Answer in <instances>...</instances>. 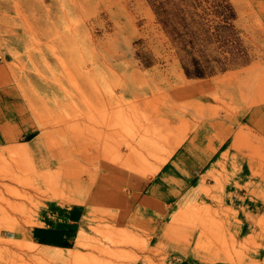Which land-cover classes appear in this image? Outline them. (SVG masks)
Listing matches in <instances>:
<instances>
[{"label":"rangeland","instance_id":"374dc122","mask_svg":"<svg viewBox=\"0 0 264 264\" xmlns=\"http://www.w3.org/2000/svg\"><path fill=\"white\" fill-rule=\"evenodd\" d=\"M15 34L30 60L12 66L48 86L33 111L49 155L44 167L0 152V233H14L0 234V264H264V188L258 215L247 214L256 229L239 235L220 173H190L200 178L191 195H178V173L162 203L149 198L206 121L238 127L239 146L264 165V125L242 123L248 108L264 117V0H0V36ZM46 200L82 206L73 247L28 234ZM151 203L158 222L142 214Z\"/></svg>","mask_w":264,"mask_h":264},{"label":"crops","instance_id":"0c3cea01","mask_svg":"<svg viewBox=\"0 0 264 264\" xmlns=\"http://www.w3.org/2000/svg\"><path fill=\"white\" fill-rule=\"evenodd\" d=\"M27 44L29 41L18 34L0 36V152L7 154L9 150L18 149L23 151V155L37 157L36 161L39 166L45 167L49 153L42 143L46 134L36 120L33 108L36 106L41 108V99L45 100L48 86L42 78V73L35 72L30 66L22 68L12 66L15 59H22L29 63L30 52L26 50ZM14 54L19 55L15 57ZM262 107L264 108V105ZM221 123L223 126L217 131H212V122L200 123L198 129L185 138L162 165L152 183V188L159 196H149V198H155L157 205L162 203L164 197L177 188L173 185L172 179L179 180L178 173H184L182 182L185 184L182 189L178 190V195L181 193L191 195L192 190L198 186L200 178L192 182L190 173L198 172L200 176L208 172L218 175L220 173L222 183L218 185L221 190L217 191V195L221 198L223 205L229 206L232 211L242 216L240 224L228 225L231 228L234 227L239 235L242 230L256 229V225L254 226L247 214L258 215L256 205L261 204L262 199L256 196L255 191L261 187L264 188V175L256 176L253 173L261 171L264 174V165L256 164L254 160L251 161L250 154L239 146L236 137L238 127H229L226 119ZM242 123L254 131L256 124L264 125V117L258 116L256 119L255 108H248L246 121ZM205 184L216 183L208 180ZM143 197L138 204L143 203ZM150 205V209L142 214L158 222L154 209L159 208H155L152 203ZM81 207L77 203L64 206L57 200L44 201L39 207L36 218L38 222L30 227L28 234L36 243L44 245L43 247H47L46 245L62 248L73 247L70 243L76 235ZM230 216L234 217L235 214L230 213ZM154 228L156 231L157 226ZM0 234L14 235L10 232ZM263 258L264 256H261L258 259ZM182 264L203 263H197L189 255L188 259L184 258Z\"/></svg>","mask_w":264,"mask_h":264},{"label":"bare ground","instance_id":"6f19581e","mask_svg":"<svg viewBox=\"0 0 264 264\" xmlns=\"http://www.w3.org/2000/svg\"><path fill=\"white\" fill-rule=\"evenodd\" d=\"M138 74H139V73H138ZM140 77H141V75H140ZM145 77H146V76H145ZM141 78H142V77H141ZM141 78H140V79H141ZM155 78H156V77H155ZM151 79H152V78H151ZM151 79H150V80H151ZM153 81H154V80H153ZM183 81L186 82V80H185L184 78H183ZM179 85H180V84H179ZM203 85H204V83H198V84L195 85V87L200 89ZM186 89H187V88H186ZM30 246H31V245H30ZM33 246H34V245H32V247H33ZM43 251L47 252L46 250H43Z\"/></svg>","mask_w":264,"mask_h":264}]
</instances>
